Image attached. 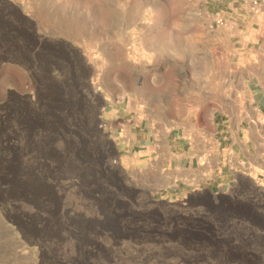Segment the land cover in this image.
Returning a JSON list of instances; mask_svg holds the SVG:
<instances>
[{"label":"rangeland","instance_id":"1","mask_svg":"<svg viewBox=\"0 0 264 264\" xmlns=\"http://www.w3.org/2000/svg\"><path fill=\"white\" fill-rule=\"evenodd\" d=\"M183 5L0 0V264H264L260 199L159 185L111 141L146 62L125 42Z\"/></svg>","mask_w":264,"mask_h":264},{"label":"crops","instance_id":"2","mask_svg":"<svg viewBox=\"0 0 264 264\" xmlns=\"http://www.w3.org/2000/svg\"><path fill=\"white\" fill-rule=\"evenodd\" d=\"M138 32L125 44L146 62L120 69L124 92L105 112L127 165L162 186L236 187L264 203V5L213 33L183 5Z\"/></svg>","mask_w":264,"mask_h":264},{"label":"built area","instance_id":"3","mask_svg":"<svg viewBox=\"0 0 264 264\" xmlns=\"http://www.w3.org/2000/svg\"><path fill=\"white\" fill-rule=\"evenodd\" d=\"M184 6L193 11L194 19L206 31L213 33L239 16L244 20L247 15H254L264 5V0H227L229 9H210L212 3L225 0H183ZM218 44V43H217Z\"/></svg>","mask_w":264,"mask_h":264}]
</instances>
